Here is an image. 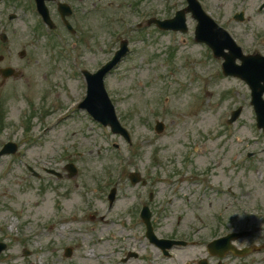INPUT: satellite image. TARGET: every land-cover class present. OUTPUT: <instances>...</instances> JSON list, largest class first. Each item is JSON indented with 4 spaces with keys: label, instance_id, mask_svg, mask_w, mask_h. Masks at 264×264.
Returning <instances> with one entry per match:
<instances>
[{
    "label": "rangeland",
    "instance_id": "1",
    "mask_svg": "<svg viewBox=\"0 0 264 264\" xmlns=\"http://www.w3.org/2000/svg\"><path fill=\"white\" fill-rule=\"evenodd\" d=\"M170 1H97L90 21L85 18L96 35L92 47L72 36L56 45L54 33L43 32L27 0H0V55L17 64L23 51L22 62L29 65L21 79L0 75V102H4L0 103V147L6 138L21 145L18 156L0 157V239L8 245L0 264H118L120 247H143L147 242L126 231L140 189L128 176L118 178V168L151 167L154 161L179 166L187 160L190 166L214 168L218 183L209 182L213 189L205 193L201 210L194 212L204 215V225L215 218L214 213H224L226 221L235 217L238 229L254 228L259 238L264 234V131L256 125L250 88L240 78L218 73L220 61L193 40L192 32L180 36L175 48L168 44V34L151 28L126 35L132 53L106 77L105 84L131 132V145L77 107L86 89L80 67L97 69L116 48L114 32L125 29L121 11L128 13L126 20H137L142 8L166 12ZM237 29L245 34L240 25ZM70 43L77 50L85 44L87 57L72 60L77 51ZM255 49L264 54L263 44ZM239 106H243L240 118L227 125L224 119ZM157 119L166 125L161 133L155 130ZM158 155L162 160H155ZM71 161L78 167L72 177L66 169ZM26 164L39 174L34 175ZM160 168L165 169L149 170L150 177L162 174L156 172ZM105 174L115 181L107 187L123 181L111 210ZM158 181L151 183L152 190L160 191L155 202L161 231L177 230L180 215L186 219L182 229H188L196 216L181 202L175 206L168 185ZM63 213L80 218L61 224L57 219ZM65 243L73 245L72 253L62 248ZM241 253L240 264H264V250Z\"/></svg>",
    "mask_w": 264,
    "mask_h": 264
},
{
    "label": "flooded vegetation",
    "instance_id": "2",
    "mask_svg": "<svg viewBox=\"0 0 264 264\" xmlns=\"http://www.w3.org/2000/svg\"><path fill=\"white\" fill-rule=\"evenodd\" d=\"M27 1L30 7L34 6V0ZM204 1L207 4L208 10L219 21V23L223 26L230 27L241 42L250 45L255 43L256 40L260 39L261 37H264V0ZM60 2H70L73 5L74 12L70 20L76 28L75 38H79L80 43H89L91 28L87 23H85V18L87 16V19L90 21V15L93 13L94 7L96 5V0L47 1V5L49 6V9L51 11L52 18H59L57 21H55L54 19V21L63 27L60 28L61 32H68V30L63 25V19L59 12ZM79 19L85 24L84 32H80L77 27L79 26ZM239 25L244 30L245 34L238 31L237 26ZM69 34L72 35L71 33ZM262 41H264V39ZM4 46L6 47V44H4ZM7 50L8 52L13 51L14 53L15 49L12 50L10 47H7ZM19 55L20 57L17 59H21V62L17 64L12 63L14 59L9 58L7 55H0V62H5L3 66H0V75H2L1 71H3V68L9 67L12 68L10 72L13 77H20L19 79H21L26 76L29 65L27 64L25 67L24 62H22V58H25L24 52L20 51ZM147 174L148 176L146 177V180H143L142 182L136 184L137 186L141 184L139 186V189L143 191L138 190V192L141 194L140 196H143L144 191L148 192L149 187L151 186V184L147 185V183L152 180L149 172H147ZM196 176L197 178L194 179L196 183L203 180L202 175L197 174ZM159 193V191H157V195H155L154 192L148 193L145 203V205L148 206L151 211V228L157 235L162 234L160 227L162 219H160L157 202H155V198ZM186 194H189V197H186ZM177 196H179L177 193L172 194V198H175V202L180 201L187 207L193 204L195 205L193 199L197 197L193 194L186 192L182 196ZM117 198L118 191L116 190V199L113 203L117 201ZM136 201L138 202V205L129 213L130 220L129 224L126 225V231L132 235H142V233L147 232V224H145L142 216L143 207L145 205L143 203L139 204L138 197L136 198ZM112 207L113 205L109 206V210H111ZM195 209L196 208L194 206H190L189 209H186L189 214L196 216V221H193L192 225L189 226L188 229H182L181 225L183 224V220L186 219L183 218L182 215H180L176 220V224L179 228L177 230H172L171 235L173 236V238L179 237L181 239H184L185 242H187L186 244L177 245L170 248L168 254H165L159 245H142L143 247L135 246L134 248L132 247L131 249H126V246L128 245L126 244L120 249V253H123L124 256L121 257V262L119 264H135L134 262L138 261H140L141 264H161V260L164 261L165 264H240V261L244 256L239 255V250L241 252H247L250 251V249H255L256 246L261 248L259 249V251L264 250V234H262L260 238L258 236H255L254 233L256 231L252 227L253 229L248 230V234L237 238H230L227 241H221L213 252L210 246L214 238L223 239L228 237L227 235L232 232L230 230L231 227H236L235 231L237 232L243 229L237 228L235 217H232V215L230 216V218L234 221H226L224 219V213H214L213 216L215 218L212 219V221L208 220V224L204 225V223L206 222L204 215L202 213H195ZM91 217L92 219H95L96 215H91ZM104 218L105 214L100 216L101 220H103ZM76 220H79V218ZM67 223H73V221ZM262 232H264V229ZM252 239H254L255 241H252ZM242 243L243 245H241ZM122 248H125L124 252ZM253 264L258 263L253 262Z\"/></svg>",
    "mask_w": 264,
    "mask_h": 264
},
{
    "label": "water",
    "instance_id": "3",
    "mask_svg": "<svg viewBox=\"0 0 264 264\" xmlns=\"http://www.w3.org/2000/svg\"><path fill=\"white\" fill-rule=\"evenodd\" d=\"M226 40L227 37L223 36V40L217 41L215 43V47H232V43H227ZM234 59L235 58L232 57L227 62L226 72L228 74L240 75L250 83L252 89H254L253 102L255 103L259 112H264V100L262 99L264 92V84H262L264 81V59L253 58L247 60L245 65L242 67L236 66L234 64ZM114 64L115 61H113L111 64H108L96 74H88L90 81V95L88 96L87 100L82 103V106L86 107L97 119L101 120L103 123L111 124L114 131L126 133L125 130L120 126L115 116L114 106L111 103L104 86V76ZM259 119L260 122L264 123V117L261 116ZM11 145L13 144H9L0 154L15 150V147L10 149ZM4 248L5 245L0 244V252Z\"/></svg>",
    "mask_w": 264,
    "mask_h": 264
},
{
    "label": "bare ground",
    "instance_id": "4",
    "mask_svg": "<svg viewBox=\"0 0 264 264\" xmlns=\"http://www.w3.org/2000/svg\"><path fill=\"white\" fill-rule=\"evenodd\" d=\"M93 252H94V249H91V250L89 251V255H91Z\"/></svg>",
    "mask_w": 264,
    "mask_h": 264
}]
</instances>
